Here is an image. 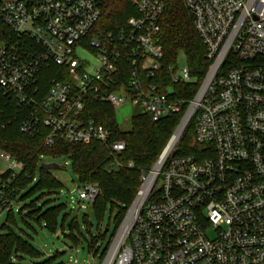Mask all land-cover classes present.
Segmentation results:
<instances>
[{
  "label": "built area",
  "instance_id": "built-area-1",
  "mask_svg": "<svg viewBox=\"0 0 264 264\" xmlns=\"http://www.w3.org/2000/svg\"><path fill=\"white\" fill-rule=\"evenodd\" d=\"M132 5L126 28L108 30L99 26L101 0H1L0 94L24 111L22 133L49 147L101 143L115 159L126 144L88 117V102L115 111L129 103L153 122L181 113L174 86L192 82L188 66H169L171 84L159 76L165 1ZM184 5L209 67L170 152L140 177L133 219L125 233L127 219L120 225L102 264H264V0ZM193 118L198 148L174 156ZM1 158L11 176L0 178V215L18 203L10 188L24 170ZM114 164L109 171L121 167ZM100 194L89 183L67 196L70 206L88 209Z\"/></svg>",
  "mask_w": 264,
  "mask_h": 264
},
{
  "label": "trees",
  "instance_id": "trees-1",
  "mask_svg": "<svg viewBox=\"0 0 264 264\" xmlns=\"http://www.w3.org/2000/svg\"><path fill=\"white\" fill-rule=\"evenodd\" d=\"M133 0H101L102 16L99 26L108 30L125 29L128 20L136 15L132 5ZM165 11L161 18L158 44L163 52L162 67L159 76L168 80V68L179 64V58L184 57L192 76V82L175 85V95L183 101L179 114H170L158 122H153L149 114L136 111L131 119V129L123 131L116 120L115 109L106 104L88 102L89 118L102 125L111 133L113 141H122L126 150L111 158L107 147L94 142L90 145H69L57 142L54 146H46L41 136H28L21 132V122L24 111L7 97L0 94V152L8 154L13 160L23 166V173L13 182L11 189H17L13 198L26 202L18 212L24 224L30 226L37 223L41 228L55 233L61 222L63 235L74 247L83 241L88 245L89 253L102 263L110 245L123 222V219L134 202L141 187L140 177L149 172L166 148L176 128L184 117L188 104L195 97L209 63L206 59V48L198 35L194 18L185 7L184 0H164ZM0 32L4 27L0 23ZM56 77V76H52ZM116 90V88H114ZM196 129V118H193L186 128L174 156L192 155L198 146L193 145ZM67 158L78 184L95 183L100 186L101 194L92 205L99 222L103 221L107 211L113 221L114 230L108 238L110 228L103 235L94 236L90 229L93 224L85 222L87 236L85 237L78 223L65 229L66 216L61 220L65 206H51V200L41 202L44 196L57 193L63 185L52 171L45 168L43 159ZM118 162L121 167L108 170ZM132 163L133 168L128 165ZM39 175V178H37ZM11 173L6 171L0 175L6 180ZM37 194H40L37 196ZM37 196V198H36ZM24 213H26L24 215ZM17 220L9 211L7 221L0 226V264H25L23 257L40 261L42 253L10 226H16ZM64 253H55L44 261L35 264H64L60 260ZM16 259V262L12 261Z\"/></svg>",
  "mask_w": 264,
  "mask_h": 264
},
{
  "label": "rangeland",
  "instance_id": "rangeland-1",
  "mask_svg": "<svg viewBox=\"0 0 264 264\" xmlns=\"http://www.w3.org/2000/svg\"><path fill=\"white\" fill-rule=\"evenodd\" d=\"M179 66H183L185 63L184 57L179 58ZM116 120L123 131H129L131 129V119L135 113V109L129 103H125L120 107L116 108ZM177 129V128H176ZM44 163L50 165L55 164L59 166V169H55L52 171L54 177L61 182L63 188L58 191L59 196H55L54 203L50 204L51 206H65L64 211L61 214V220L66 216L65 229L66 234L69 231V225L73 222L78 223L82 233L86 237L88 234L85 228V222L93 224V227L90 229V232L97 236L98 234L103 235L107 228H110V233L108 234V238L113 233L114 224L110 219L109 212L107 211L105 218L103 221L99 222L95 216L93 209L90 207L88 209H80L77 206H70V198H68V191H72L78 184L77 178L72 171L71 163L67 158H57L43 159ZM67 163V165H66ZM9 169V164L1 158L0 152V174H4ZM39 178V175H37ZM40 194H37L39 196ZM61 195V196H60ZM36 196V198H37ZM41 196V195H40ZM50 200L49 196H44L40 201L46 202ZM29 202H16L12 207V212L15 215V218L18 223V228H14L18 233L22 234V236L28 240L35 249L39 250L42 253V259L40 261H44L49 257L53 256L55 253H64V256L60 260L61 263L64 264H72L74 259H77L79 264H102L99 262L98 258H95L93 254L89 253L87 243L85 241L80 244L78 247H74L71 242L66 239L63 235L61 222L57 231L55 233L50 232L48 229L41 228L37 223L31 222V225L28 226L23 223L22 217L19 215L17 208L23 207L25 204ZM134 203V202H133ZM132 203V205H133ZM132 205L128 209L123 222L127 219L129 212L132 208ZM10 208L5 210L1 214L0 218V226L4 223L8 217V211ZM122 222V223H123ZM20 229V230H19ZM118 231V230H117ZM209 237L213 238L216 236V232L213 228H208L207 230ZM25 264H35L37 260H34L30 257H23Z\"/></svg>",
  "mask_w": 264,
  "mask_h": 264
},
{
  "label": "water",
  "instance_id": "water-1",
  "mask_svg": "<svg viewBox=\"0 0 264 264\" xmlns=\"http://www.w3.org/2000/svg\"><path fill=\"white\" fill-rule=\"evenodd\" d=\"M0 2H1V0H0ZM187 121H188V120H187ZM185 126H186V125H185ZM171 148H172L171 145L166 147V149H165V151H164V156H166V155L170 152ZM45 168H46L47 170H49V171H53V170H55V169H59V166H58V165H55V164H50V165H46Z\"/></svg>",
  "mask_w": 264,
  "mask_h": 264
},
{
  "label": "bare ground",
  "instance_id": "bare-ground-1",
  "mask_svg": "<svg viewBox=\"0 0 264 264\" xmlns=\"http://www.w3.org/2000/svg\"><path fill=\"white\" fill-rule=\"evenodd\" d=\"M175 140H176V138L173 140V143L171 145H173L175 143ZM135 210H136V206L133 208L132 212L130 213L129 217L126 220V223H125V226H124V229H123L124 233L127 230L128 226L130 225V223H131V221L133 219V214H134Z\"/></svg>",
  "mask_w": 264,
  "mask_h": 264
},
{
  "label": "crops",
  "instance_id": "crops-1",
  "mask_svg": "<svg viewBox=\"0 0 264 264\" xmlns=\"http://www.w3.org/2000/svg\"><path fill=\"white\" fill-rule=\"evenodd\" d=\"M9 211H12V210H9ZM9 211H8V213H9ZM25 214H26V213H24V215H25ZM0 218H1V215H0ZM6 221H7V219H6ZM6 221H5V222H6ZM5 222H4V223H5ZM4 223H2V224H4ZM10 227H11L15 232H17L14 228H18V223H17L16 226H10ZM19 230H20V229H19ZM17 233H18V232H17ZM18 234L22 236V234H20V233H18ZM22 238L25 239L23 236H22ZM12 261H13V262H16V259H15V258H12ZM23 262H24V261H23ZM24 263H25V262H24Z\"/></svg>",
  "mask_w": 264,
  "mask_h": 264
}]
</instances>
